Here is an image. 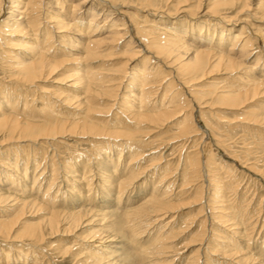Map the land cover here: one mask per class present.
Segmentation results:
<instances>
[{
	"label": "bare ground",
	"instance_id": "1",
	"mask_svg": "<svg viewBox=\"0 0 264 264\" xmlns=\"http://www.w3.org/2000/svg\"><path fill=\"white\" fill-rule=\"evenodd\" d=\"M240 1L232 0L229 5L233 7L234 5H236L237 2H240ZM60 2H64V0H61ZM138 2L135 3V5L138 4ZM196 2L197 1H195V3ZM228 2H226L227 3L226 5H228ZM247 2L246 1L240 2L241 4L240 8L242 9L239 8L240 10L236 13L235 17H237V15L240 12H242L243 9H246V7L248 6ZM260 2L261 0L259 1V3ZM52 3H54L53 0H48L46 2L44 0H0V34H5L6 32L13 31L14 29H11V28H18L20 26V28L32 29V35L33 34L35 35V37L30 40L29 44L24 46V50H26L24 51V53L28 55L27 56L22 55L21 58L15 59L16 64L12 66V69L14 70L13 74L9 75L11 79L10 81H12L16 85V87H18L19 90H22L25 93H30L31 86H36L37 83L43 82L49 79L55 73V70L58 67L56 63H52L48 61L46 57L44 56L45 52L49 51L47 47L50 46V40L52 39V32H55V29H58L57 27L60 25H61L60 28H65L67 26H70L73 21L74 22L77 21V17L74 12L70 13L67 16L62 15L63 7H59L55 9L54 4L52 5ZM259 3L256 6L257 9L260 6ZM200 4L201 3L197 5L194 4L196 7L190 10L187 9V7L185 9L180 8V7L176 9V14L178 15H181V16L185 15L188 18L199 16L201 20H204V22L201 23L203 26H200L199 28L200 29V32L198 33L200 35V36L198 35L199 38L192 39V41L196 42L194 46H191V44L187 42L188 35L185 34L184 32L185 29L183 28L184 31L183 30L181 31L180 29L176 30L174 29V24L169 23L170 26H168L163 23L154 31L153 30L154 28L152 29V26L155 24L154 22L155 20H152L153 22L150 20L148 21V18H149L148 16L150 15V17L157 19V18L163 17L162 14H165L164 16H168V17L170 16V14L169 12H165L164 10L160 11L158 8H154L153 5L149 6L147 4V6L145 7V8L149 7L147 8L149 10L151 8L154 9L150 11V13L144 11V8H143V11L142 9L136 10V11L139 10L140 12L142 11L144 12V14L145 13L147 14L146 17L142 19L144 20L142 22L145 24V26H146V23H149L151 27L149 26L148 29H143L144 24L140 22V24H143L142 28L141 27L136 28V26H134L136 30L135 35L130 34V32H132V26H133L131 19L133 18L119 11L117 7H115L114 0H80L73 7L74 9L76 8L75 11H77L79 8L78 11H80V13H82V11H84L86 8L91 7L90 11L86 13L89 19L85 26L87 27L86 32L89 34V36L86 37L84 32H80V35L78 36L81 39L87 38L86 40L87 44L84 48L85 49L84 58L86 60H92V59L97 58L96 56L98 54L97 48L100 45H103L106 39H111V40L129 39L128 41L129 43L126 47V50L131 52L130 55L136 56L137 53L139 54L147 53L148 55H150V57L153 58L155 63L152 67L150 66L147 67V65L149 64L148 62L150 61V58H149V59H146V61L140 65V67L135 71V73H133L134 75L133 74L131 75V78H130L131 81H128L127 84L123 87L124 89V91H122L123 98L118 104L114 103L113 100L116 99L118 92L120 88L122 87V81L124 78L118 79L117 85H111V87L108 84L110 82H113L112 80L106 81V83H104L102 82V80L98 81L94 79L93 77H96L97 75L96 72H95L96 74L91 73L90 76L88 75L85 76V79L84 77L78 78V80H81L78 87H80L81 90H83L82 93L84 97L90 96V105H88V107L86 106L88 110L107 115V114H110V112H112L111 110H113V108L116 109V115L114 114L112 116H118V117H115L116 119H112V120L110 119L106 121L105 123L91 122L90 120H87V119H82V120H77V121L75 120L68 121L64 118H60L58 114L53 115L52 114L53 112L49 111L50 108H48L47 105H43V104H39L40 108L36 110H35V107L32 108V106H31V109H29L32 111V114L30 115L34 116V118L32 119L22 118V116L26 113L25 112L26 104H28V102L25 100L26 98L25 97L23 100L24 101L23 106L21 107L22 115H18L17 114L18 113L17 99L19 98V96L16 93H14V96H13L15 101L10 103L9 108L0 107L1 109L0 110V145L2 146L3 144H6L7 142L9 143L22 142L25 145L24 151L28 154L31 152L30 156L28 155V158L27 157L26 158L28 160L33 161L32 165H30V168L33 167V173H32V177L30 181L28 179V174H29L28 169L30 168L28 167L27 164L22 165L23 174H21L20 172L21 170L20 163L18 162L17 159H15L13 163L8 164L5 162L3 164V166L7 169L10 175H8V177H4L3 179H0V208H5L2 210L7 212V214H9L10 212L14 211L17 208L19 209V211L13 219H3L2 217L0 218V239L8 238V235L13 230V226H15L17 223L15 222L16 219L19 216L21 218L26 211L36 210L37 212L39 211L46 212V213H49V217L41 220L35 226L24 228L22 233H20L18 239L25 240V241H22V244L25 247V249L24 250L22 249L18 252H21L24 254L29 253V250L32 248L33 250L39 251L38 246L39 244H42L44 239L51 238L59 234L64 235V234L74 233L84 228L85 226L92 224V222L87 221L88 216H91V215L95 216L99 214L102 216L101 222H105L106 220H110L111 218H113L115 215H118L116 218L118 219L117 223L119 224L117 225L116 223H114V226H118L122 230L124 235L129 239L131 245L134 247L132 248L135 249L134 251H130L128 257L124 256L123 258H120L121 256H118L117 252L115 251L117 248L116 245L115 246L109 245L108 247L101 248V249L99 248L101 244L113 241V236H110L105 233V235H102L100 237H97L96 235L95 236L91 235L88 238V240H86L89 243L87 246L89 251L83 252L82 254L76 253L72 255L71 260L79 257V259H82V260L78 261L79 262V263L77 262L78 264H173L175 260L181 259L179 257H175V255H178V254H174L172 255L173 258H170L169 260L155 261L154 259L155 255H162L163 251L161 250L167 249L166 247L159 246L160 244H163L162 242H165V240L157 242V240L159 239L158 238L155 241V243L157 242L156 245L155 243L149 244L150 248L140 247V245H138L136 241L138 237H140V235L145 233L146 230H144V228L149 229V227L155 226V224H160L164 222L166 219L167 221L164 223L163 227L170 226L173 224V222L176 221V219L178 218L177 212H180V210L183 209V207L186 206V204H175L172 202L171 198L175 197L177 193L179 194V192L181 194V192L184 191L186 187L188 188L190 186V185L186 186V184L191 183L188 181L185 182V180L187 179L186 177H185L186 179L182 182L183 185L181 189H179L176 193H174L172 192L173 191L172 189H173L175 180H171V177L173 176L172 174L175 170L171 172L165 170L164 172H167V173H164V172L160 173L159 177L161 178L158 177L160 181L157 184L154 183L151 186V189H152L151 194H150L151 196L150 197L148 196L149 198L147 200L144 198L145 200L142 201L141 204L135 207H133V205L127 204V206H125L126 209L120 210L119 212L120 214H118L112 206L115 203V201L113 204H110L113 202V199H112L113 197H112L111 192L115 190L116 187H118L117 190H119L120 192L124 190L123 191L124 193L125 191H127L126 189L127 186H130L135 181H137L136 182L137 184H139L140 182L142 183V180L145 181L147 179V176L145 175L146 174L148 175V171L152 167L143 168L142 171L137 169V171H141V172L140 173L136 172L135 175H134V171L131 170L133 174L131 173V174H128L127 176V174L125 173L124 176H121L120 179H117L116 175L118 174L119 171H121V169H119L118 171L119 162L113 163L111 159H108L106 160L105 163L102 162L105 165H98L96 167L97 169L91 166L90 168L92 169L91 172L96 171L97 173L95 174L96 175L95 176L94 173L93 175L88 173L87 171L88 168L87 166L85 167V165L84 166L82 165L83 171L79 169V166H77L76 168L75 164H76L77 159H74V158L72 159V157L76 156L78 149L75 150V148H77V146L80 145L79 143H81V141H86V140L87 142L88 140L90 142H95L93 147H95L97 150L99 149L98 155H96L97 159L95 160H100V162L106 159L107 157L110 158L111 155L106 156V158L104 157V155L99 156V154H102L104 150H101L99 148L100 146L98 145L97 141L106 140L107 143L112 141L113 142L112 144H114V146H117V147L124 146V148L126 147L128 150L127 152L129 153L130 150L133 151L132 149H136L141 146H138L140 144H139L138 139H136V136H138L136 135L137 132H135V130L133 132V130L127 131L124 129V128L128 129L126 125L127 122L130 123L131 125H135L138 127L144 126L147 128L156 129L157 127H161V126L163 127L165 125V124L163 125L164 122L167 123L175 118H179L181 116L180 114L182 113L181 111L184 108L186 110H189V109L191 110L189 111L190 113L189 116L191 117V120L188 119L185 121L186 117H184L182 121L183 122L185 121V124L181 126L178 135L173 137L172 139L169 138V140L166 141V143L168 142L167 145H170L177 141H183V143H180V148L182 150H184L185 147H187V145L188 146L192 145V147H194L193 144L197 140L196 137L199 136V137L204 138L206 132L204 130L203 131L199 130V126H197L198 119L193 118V112H195L194 111L195 109L197 110L198 108L203 109L207 105H212L211 102L207 103V101L203 103V100L205 97L209 96L210 94L211 96H213L212 92H202L200 94H196L198 90H201L200 87H198L197 83L200 80H203V78L207 76L211 77V75L215 73L217 74L219 72H222V74L229 75L231 77V76H235L236 74H240L242 71H245L243 72V77L239 78L238 83L236 85L234 84V86L232 85L230 87H227V89L220 88L219 91L217 92L213 91L214 96H215V98L213 96V99H216L217 103L219 104H222L228 107H237L238 105L243 104L250 95L252 96V98L255 97L256 95L257 96L260 94L264 95V43L261 44V49L259 50L256 49L258 46L256 48H253L254 43L259 37V33L256 31L253 32V30L251 31L250 29L252 28L249 29L248 28L249 26H247L245 23L240 25L242 27L239 29L238 31L239 33L231 32L230 30H227L225 27L227 24L222 25L223 23L221 22L229 23L233 21H232V18L224 16L223 14L224 12L220 13V11H218V9L222 5H225V3H223L222 1L221 3L217 1L216 3L214 2V4H212L210 8H207V10H203V7L201 8ZM118 6L121 7L122 5H118ZM132 6H134L133 3H132ZM260 7L262 8V6ZM114 15H119L120 17L117 18ZM213 19H218V21H221V22L213 23L211 22L213 21ZM41 20L42 21L44 20V22L51 24V27H48L49 25L45 26V29L43 31L44 33L38 32L41 23H43L41 22ZM237 21L238 22L241 21V23L244 22L242 19H239V20L237 19ZM25 22L27 23L24 24L23 26V23ZM191 23H194V22H191ZM191 23L189 22V25H195V23L194 24H191ZM210 23L211 24L213 23L212 25L214 26L212 27L218 26L219 29L216 32V34H215L216 28H214V30L212 31L214 34L210 32V28H209L211 26L209 25ZM79 24L83 26L82 23H79ZM134 24L137 25L139 23H134ZM204 24L205 26L207 24L208 27H204ZM230 33H234V34L230 35ZM100 34H105L106 39L105 38L98 39L97 37ZM202 34L204 35L205 38H208V36L212 34L211 41L207 42L208 40L205 41L204 37L201 38ZM260 35L262 34L260 33ZM258 39L260 41L261 38H258ZM212 40H215V42H213ZM0 41H1V38H0ZM210 45H213V47H210ZM251 58H256V62L253 66L248 67L246 66L247 65L246 61H248ZM162 67L166 71H168L167 76H171L172 81L168 82L167 88L164 89L163 97H161L160 101H150V99L159 90V88L161 89L162 87H165V86L160 85L163 79L165 78V75H163L162 78L159 76L160 74L159 70ZM174 86H176L177 90L174 89L173 91L170 92V90L174 88ZM179 93L180 94L182 93V96H180ZM70 99L72 98H69L68 100H65V101L69 102ZM201 100H202L203 105L199 103V101L201 102ZM8 101L9 99H4L0 103L1 105L6 106ZM104 103H105L104 109H99L100 105ZM86 104L88 103H85L83 101V102H79L77 106H83ZM250 112L252 113V111ZM250 112L249 114H251ZM254 114L256 113H254L253 111L252 117ZM259 115L260 114H258V116ZM247 116L245 118H248ZM190 121H192V125L188 124V123H191ZM249 124L254 125L255 127L258 126L259 128L264 129V121H261V120L249 119ZM164 140H167V139H164ZM160 141L162 140L160 139ZM112 144L110 143L111 147L113 146ZM158 146L157 148H161ZM200 146H202V144ZM37 147L39 149L44 150L45 154L43 157L44 158L43 162H39V161L37 162L36 160L35 152H36ZM72 147H75V148L72 149ZM167 147H164V148H167ZM59 148H60V151L62 150L61 148H63L66 151H69L70 153L73 150L72 155H70L71 163L68 162L67 164H65L62 162L63 164H61L59 161V158H57L58 160H55V158L58 157L57 155H59L57 154V150L59 151ZM120 148L122 149L123 147H120ZM169 148H167V150ZM124 150L122 151L117 150V153L119 154H116V155L118 156L122 155V152ZM48 151H50V155L48 156L49 158L47 160L48 154L46 155V153ZM113 152H114V149H113ZM172 153H174L173 150H172ZM247 154H250V153H247ZM137 155H139V153H137L136 150L134 153L132 152V154L129 153L128 154V157L130 158L129 162L132 159H135ZM162 157H165V156L162 155ZM184 158H183V161H184L183 165H185L186 167L188 166L187 164L189 160H191L192 158L190 159V157H187V156H184ZM72 160H75V161H72ZM46 161L49 163L48 166H46ZM134 161L137 162L138 160L135 159ZM72 162H74V164ZM189 165L190 167H194L193 170H195L198 168L197 166H201V161L199 158H195L193 161L191 160V162H189ZM245 165H246V162H245ZM39 167H41L40 168L41 170H39L37 174L36 171L39 169ZM59 167L64 168L65 173L64 174L62 173L63 174L62 176H61V172H59L60 176L58 175V171L60 170ZM157 167L158 165L154 167L155 171L153 175L155 174V172L158 171V169H156ZM185 167H183L182 169H184ZM47 171H49L48 180H44L43 182L44 172H47ZM248 171L250 172V170ZM79 172H82L81 177H83V180L88 181L87 187H90L92 185L91 184L92 181L89 182V179H90L89 177L90 176L92 178L94 177V181L97 183V186H98L97 190L102 191V193H100L101 196L98 199L103 204H105V202H108V205L105 206L104 209H101L103 208L101 207L102 205H98L101 207L100 210L98 209V207L97 209L96 208L95 209L82 208L83 205L86 206V204L90 202V200H85L86 199L85 197L83 199V197H81L80 195H77V194L75 195L76 193V191H74L75 188H72L73 186H75V183H77V180L80 179L79 178L80 175L77 174L76 177H74L73 174L74 173L76 174ZM191 173L192 171L190 172V174ZM193 173L195 172L193 171ZM185 174H182L181 172V176L182 175L187 176V174L186 175ZM148 176H152V174ZM131 177H133V179L127 180V178H131ZM65 178H69L71 180V184L73 186L69 189L73 191L71 190H67L68 192L63 191L62 196H60L58 194L60 193L59 191L61 190L60 187L62 183L65 185L67 184L66 183L67 180L65 181ZM117 182H119L118 185H117ZM56 185L58 186L60 190H57V193H56L57 195L55 194L52 197L50 195L51 190H54ZM43 186H46L45 190H41ZM35 189L37 190L34 191ZM197 189L195 190V192L197 191L195 195L198 196L200 198L199 200L201 201L204 198H202L203 196L200 195L202 194L200 193L201 190L198 189L200 190L198 191ZM39 192H43V193L39 194ZM191 192H192V189H191ZM213 192H216V194L211 193L212 195L211 198L207 197L209 201L205 203L203 202L204 203L203 208L201 207L202 211L199 212V213H204L203 215L202 214L200 215V216H203L204 218L203 219L204 220L203 222L204 230L202 231L200 239H197V238L194 240L192 239L191 245L187 246V247H190V246L192 247L193 245L198 244V247L196 248V252L191 257H189L184 264H202L201 260L205 258V255H207V253H209L210 251L212 252L214 249L213 247H215L213 245L214 238L211 239L213 236L212 237L210 236L211 237L210 238L208 234L214 233L215 235L218 234V236L222 235L216 232L218 228L215 231L216 229L215 225L217 223H220V226L221 225L224 226V223L225 224L227 223L226 222L227 220L226 221L224 219H223L224 221L222 220L223 217L221 218V216L223 215L219 216L218 214L219 212H221V208H218L216 204L211 203V201L220 202L218 200L220 199L218 197L219 196L218 193H220L221 191L218 190L216 186V189L214 188ZM185 194H187V192ZM193 194H194V191H193ZM41 195L43 198H41ZM67 198L72 201V204H71L72 206L70 208H67V206H65L66 204L62 203V200H66ZM200 201H197V202L200 203ZM122 202L127 203V201H122ZM117 204L118 206H120L119 203ZM214 205H216V207ZM95 207H96V204H95ZM246 208L244 209V211L246 210ZM261 211L262 210L260 209V212ZM228 212L231 213L232 211L231 212L228 211ZM194 218L196 219V217ZM194 220L192 219V221ZM215 220L217 222H215ZM250 221H253V218ZM260 221L259 219L255 220L254 225H253L254 228L257 226V223ZM231 223L232 222L230 221V223L228 224H231ZM262 224L263 223H261V227H262ZM233 227L235 226L229 227V229ZM233 232H236V231H233ZM235 234L234 236H236ZM258 234H259V231H258ZM241 235H242V231H241ZM224 239H225V236H224ZM215 240L217 241V238H215ZM239 240H241V238ZM221 241L223 240H220V242ZM92 243H99V245L94 246ZM77 248H82V245H79ZM244 248H246V246ZM216 249L218 248L215 247V250ZM159 251H161V253ZM33 254L36 255V257H38L37 253L36 254L33 253ZM68 254H69L68 250H63L61 256H66ZM210 254L212 255V253ZM229 255L232 256V253ZM229 255H226V256H229ZM250 256L252 257L253 255L250 254ZM253 257L255 258V256ZM253 260L250 262L256 261V258L254 261ZM6 264H9V263L6 261Z\"/></svg>",
	"mask_w": 264,
	"mask_h": 264
},
{
	"label": "rangeland",
	"instance_id": "2",
	"mask_svg": "<svg viewBox=\"0 0 264 264\" xmlns=\"http://www.w3.org/2000/svg\"><path fill=\"white\" fill-rule=\"evenodd\" d=\"M44 1L46 2L48 0H44ZM60 1L61 0H57V1L53 0L54 3H52V5L54 4V8L56 9L59 7H63L62 15H66V16L69 15L70 13L74 12L76 17H77V21L76 22L73 21L70 26H67L65 28H60V26H61L60 25L57 27L58 29H55V32H52V39L50 40V46L47 47L49 51L45 52L44 56L46 57V59L48 61H50L52 63H56V65L58 67L56 68L55 73L49 79H47L46 81L37 83L36 86H31L30 93H25L22 90H19L18 87H16V85L12 81H10L11 79H10L9 75L13 74L14 70L12 69V66L16 64L15 59L21 58L22 55H26V56L28 55V54L24 53V51H26V50H24V46L29 44L30 40L35 37L34 34L32 35V29L20 28V26H19L18 28H11V29H14L13 31L6 32L5 34H0L1 35L0 36V38H1V41H0V102L3 101L4 99H9L6 106L1 105V103H0V107L9 108L10 103L15 101L13 96H14V93H16L19 96V98L17 99V104H18V106H17L18 113L17 114L18 115H22L21 107L23 106V102H24L23 100L25 97H26L25 100L28 102V104H26V111H25L26 113L22 116V118H26V119L34 118V116L30 115V114H32V111L29 109H31V106H32V108L35 107V110H36V109L40 108L39 104H43V105H47V107L50 108L49 111L53 112L52 113L53 115L58 114V116L60 118H64L68 121H73V120L77 121V120L87 119V120H90L91 122L105 123L106 121H108L110 119L111 120L116 119L115 117H118V116H112L114 114L116 115V109L115 108H113V110H111L112 112H110V114H107V115L102 114V113L100 114L98 112H94V111L88 110L86 108V106L88 107V105H90V96L84 97V95L82 93L83 90H81V88L78 87V85L81 81V80H78V78L84 77V79H85V76H87V75L90 76L91 73H94V74L97 73L96 77H93V78L98 80V81L102 80V82H104V83H106V81L112 80L113 82H110L108 84L110 87H111V85H117L118 79L124 78L122 81V87L120 88L116 99L113 100L114 103L118 104L121 101V99L123 98V93H122V91H124L123 87L127 84L128 81H131V79H130L131 75L133 73H135V71L140 67V65L142 63H144L146 61V59L150 58V61L148 62L149 64L147 65V67L148 66L152 67L155 62H154L153 58L150 57V55H148L147 53H140V54L137 53L136 56L130 55L131 52L126 50V47L129 43L128 42L129 39H117V40L106 39L105 34H100L97 37L98 39H103V38L106 39V41L103 43V45H100L97 48V52H98V54L96 55L97 58L92 59V60H86L84 58L85 57V55H84L85 49L84 48L87 44V41H86L87 38L81 39L78 36L80 35V32H84L86 37L89 36V34L86 32L87 27H85V26H86V23L89 19L88 15L86 13L90 11L91 7L86 8L84 11H82V13H80V11H78L79 8L77 11H75L76 8L75 9L73 8L80 0H64V2H60ZM114 1H115V7H117V9L119 11H121L122 13H124V14H126V15H128L134 19V20L131 19V22L133 23L132 32H130L131 35H135L136 30H135L134 26H136V28H140V27L142 28V25L144 24L142 22L144 20H142V19H144L147 14L146 13L144 14V12H142L143 8H144V11L149 12V13H150V11L154 10L153 8H151L150 10L147 9L149 7L145 8L148 4L149 6L153 5L154 8H158L160 11L164 10L165 12H169V14H170L169 17L164 16L165 14H162L163 17L157 18V19L150 17V15L148 16L149 17L148 21L149 20L150 21L155 20L154 21L155 24L152 26V29L154 28L153 29L154 31L163 23L165 25H168V26H170V24H174V29H176V30L180 29L181 31L182 30L184 31V29H185L184 32H185V34L188 35L187 36V42L189 44H191V46H194L196 44V42L192 41V39H194V38L198 39L199 38V36H200L198 34L200 32L199 28H200V26H203L201 23L204 22V20H201V18L199 16H197V17L194 16L193 18H188L185 15H182V16L178 15V14H176V9L179 7L185 9L187 7V9L190 10V9H193L194 7H196L194 4L197 5V4L201 3L200 7L201 8L203 7V10H207V8H210L211 5L214 4V2L216 3V1L220 2V3L222 1L223 3H225V5L227 4L226 2L229 1L228 5H226V6L222 5L223 7L221 6L218 9V11H220V13L224 12L223 13L224 16L232 18L233 22L225 23V22L218 21V19H213V21H211V22H213V23L221 22V23H223L222 25L227 24L225 26L226 29L230 30L231 32H235V33H239L238 31L242 27L240 25L245 23L247 26H249L248 27L249 29L252 28V29H250L251 31L253 30V32H255V31L258 32L259 33L258 38H261L263 40L262 41L260 39V41H259V39L257 38L258 41L256 40V42H255L256 44L254 43L253 48H256L258 46L260 48L257 47L256 49L259 50V49H261V44L264 43V38H263V36H264L263 35L264 34V12H263L264 1L263 0H261L260 3H259L260 0H241V1H246V2L248 1L247 2L248 8L246 7V9H243V11L238 14L240 17L238 15H237V17H235L236 13L240 9H242V8H240L241 7V4H240L241 1L240 0H239L240 2L236 3L237 6L234 5L233 7H231L229 5L232 0H201V1L200 0H148V1L139 0V2H138V0H135V1L134 0H114ZM195 1H197V2L195 3ZM137 2H138V4L135 5V3H137ZM132 3L135 7L132 6ZM258 3L260 6H262V8L259 6V8L257 9L256 6L258 5ZM159 4H160V6H159ZM118 5H122V6L120 7ZM138 5H140V6L142 5V6L140 7ZM162 6H163V8H162ZM207 6H209V7H207ZM137 9H142V11L141 12L139 10L136 11ZM114 16L117 18L120 17L119 15H114ZM234 19H235V21H234ZM237 19L238 20L242 19L244 22L243 23H241V21L238 22ZM41 22H43V23H41L38 32L44 33L43 31L45 29V26L49 25L48 27H51V24L44 22V20L43 21L41 20ZM140 22H142L143 24H140ZM189 22L190 23L194 22L195 25H189ZM26 23L27 22L23 23V26ZM79 23H82L83 26H81ZM134 23H139V24L136 25ZM194 23H191V24H194ZM212 24L211 23L209 24V25H211L209 27L210 32L213 33L212 31L214 30V28H216L215 29V34H216V32L218 31L219 28H218V26L212 27V26H214ZM149 26L151 27V25L149 23H146V26L144 24L143 29H148ZM21 27H22V25H21ZM204 27H208L207 24H206V26L204 24ZM253 28H255V29H253ZM11 29H9V30H11ZM260 33L263 36L260 35ZM232 34H234V33H230V35H232ZM203 37H204V35L202 34L201 38H203ZM211 39H212V34L209 35L208 38L204 37L205 41L208 40L207 42H210ZM212 41L215 42V40H212ZM254 41H255V39H254ZM213 45H214V43H213ZM213 45H210V47H213ZM255 62H256V58H251L248 61H246V63H247L246 66L251 67L255 64ZM159 71H160L159 76L161 78L163 75H165V78L163 79L162 83L160 84V85L165 86V87H162L161 89L159 88V90L153 95V97L150 99V101H160L161 97H163L164 89L167 88L168 82L172 81V77L167 76L168 71H166L163 67L160 68ZM243 72H245V71H242L241 72L242 74L241 73L236 74L235 76H231V77L229 75L222 74V72H219L217 74L215 73V74L211 75V77L207 76V77L203 78V80H200L197 83L198 87H200L201 90H198L196 92V94H200L202 92H212V95L214 96L213 91L217 92V91H219L220 88H226L227 89V87H230L232 85L234 86V84L236 85L238 83L239 78L243 77ZM77 80H78V82H77ZM214 83H216V84H214ZM35 88H37V89H35ZM174 89L177 90L176 86H174V88H172L170 90V92L173 91ZM213 89H215V90H213ZM180 96H182V93L180 94ZM213 96H211V94H210L209 96L205 97L203 100V103L207 101V103L211 102L212 105L206 104L207 106L205 108H203V109L198 108V110L195 109L194 110L195 112H193V118L198 119L197 126H199V130L200 131L204 130L206 132L204 138L199 137V136L196 137L197 140L193 144L194 147H192V145L191 146L187 145V147H185V149L182 150L180 148V143H183V141H177V142H174L173 144H170V145H167L168 142L166 143V141H168L169 138L172 139L173 137L178 135L181 126L183 124H185L186 120H188V119L191 120V117L189 116V114H190L189 111H191V110L190 109L186 110L184 108L181 111L182 113L180 114L181 116L179 118H175V119H173L167 123L164 122L163 125L164 124L165 125L163 127L162 126L157 127L156 129L147 128L144 126L138 127L135 125H131L130 123L127 122L126 125H127L128 129L127 128H124V129L127 131L133 130V132L135 130V132H137L136 135H138V136H136V139H138L139 144H140L138 146H141L139 148L132 149L133 151L130 150V152H129L132 154V152L134 153L136 150V152L139 153V155H137L135 158L136 160H138L137 162L134 161L135 159H132L129 162L130 158L128 157L129 153L127 152L128 150L126 147L124 148V146H119V147L114 146V144H112L113 143L112 141L107 143L106 140L97 141L98 145L100 146L99 148L101 150H104L102 154H99V156L104 155V157L106 158V156L111 155L110 158L107 157L106 159L102 160L101 162H100V160H95V159H97L96 155H98L99 149L97 150L95 147H93L95 142H90L89 140L87 142V140H86V141H81V143H79L80 145L77 146V148L72 147V149L73 148H75V150L78 149L76 156L72 157V159L73 158L77 159L76 164H75L76 168H77V166H79V169L81 171H83L82 167L85 165V167L87 166V168H88L87 169L88 173L91 175H93V173H94V175L97 174L96 171L91 172V170H92V169H90L91 166L93 168L94 167L96 168L98 165H105L103 163H105L106 160H108V159H111V161L113 163L119 162L118 163L119 164L118 171H119V169H121V171H119L118 174L116 175L117 179H120V177L124 176L125 173L128 176V174L132 173L131 170L134 171V175H135L136 172L140 173L143 168H151L152 167L148 171V175L152 174V176H148L146 174L145 176H147V179L145 181L142 180V183L140 182L139 184H137L136 183L137 181L134 180L135 182L132 183L130 186H127V188H126L127 191H125L124 193H123L124 190L121 192L119 190H117L118 187H116L115 190H113L114 192L113 191L111 192L112 197H113L112 198L113 202L110 204H113L115 201V203L112 206L118 214H120L119 213L120 210L126 209L125 206H127V204L133 205V207H135V206L141 204L142 201H144L145 199L147 200L151 196L150 195L151 191H152L151 186L154 183L157 184L160 181L159 178H161V177H159V175H160V173H163L165 170H167L169 172L175 170L172 174L173 176L171 177V180H175L173 189L171 188L173 190L172 192H174V193H176L179 189H181V187L183 185L182 182L186 178L187 179L185 180V182L186 181L191 182L189 184H186V186L190 185L188 188L186 187V189H185L186 191L185 190L182 191L181 194H180V192H179V194L177 193V195L175 197L171 196V197H173V198H171L173 203H175V204H186V206H184L183 209L180 210V212H177L178 218L176 219V221L173 222V224L170 226L163 227L164 223L167 221V219H166L164 222H162L160 224H155V226L149 227V229L144 228V230H146L145 233L140 235V237H138V239L136 241L137 244L140 245V247H143V248L149 247L150 248L149 244L155 243V241L158 238L159 239L157 240V242L165 240V242H162L163 244L159 245V246H163V247L167 248L166 250H161V251H163L162 255H164V256L155 255V258H154L155 261H157V260H169L170 258H173L172 255L178 254V255H175V257H179L181 259L175 260V262L173 264H184L187 261V259L189 257H191L196 252V248L198 247V244L193 245L192 247L191 246L187 247V246L191 245L192 239L193 240L196 238L200 239L202 231L204 230V223H203L204 218H203V216H200V215L201 214L203 215L204 213H199V212L202 211L203 204L205 202L209 201L207 199V197L211 198V196H212L211 193L216 194V192H213V191H214V188L216 189V186H217V189L222 192V193L221 192L218 193V195H219L218 197L220 198L218 200L220 202L211 201V203H214L217 205L218 208H221V212H219L218 214H219V216L223 215V216H221V218L223 217L222 220L223 219L225 221L227 220L226 224L230 223V221L232 223L228 224V225H226L224 223V226L223 225L220 226V223H217L215 225V227H216L215 231L218 228V230L216 232H218L222 235L218 236V234L215 235L214 233L208 234L209 237L213 236L212 238L211 237L210 238L211 239L214 238V240H213L214 244L213 245L218 249L215 250V247H213L214 248V249L212 248L213 251L212 252L210 251L209 253H207V255H205V258L203 260H201L202 264H250V263L251 264H262V263H264V222H262V221H264V173H263L264 172V170H263L264 169V129L259 128L258 126H257L258 129H257V127H255L254 125H250L249 119H257V120L264 121V118H263L264 117V95H262V94H260L258 96L256 95L253 98L250 95L249 97L251 99L248 97L249 100L247 98V100L243 104L238 105L239 107L238 106L237 107H228V106L219 104V103H217L216 99H213ZM259 97H261V98H259ZM69 98H72L69 100V102L65 101V100H68ZM214 98H215V96H214ZM215 100H216V102H215ZM70 101H71V103H70ZM83 101L85 103H88V104L83 105V106H77L79 102H83ZM199 103H201V105H203L202 100H201V102L199 101ZM215 104H217V105H215ZM104 105H105V103L100 105L99 109H104ZM250 111H252V113ZM253 111L256 114H254L252 117ZM249 112L251 114H249ZM258 114H260V115L258 116ZM246 116L248 118H245ZM184 117H186V119L183 122L182 120ZM249 117H251V118H249ZM190 122L191 123H188V124L192 125V121H190ZM177 130H178V132H177ZM142 139H143V141H142ZM160 139L162 141H160ZM164 139H167V140H164ZM202 140H203V142H202ZM161 142H163V143H161ZM110 143L113 145L112 147H111ZM165 143H166V145H165ZM154 144H156V145H154ZM201 144H202V146H200ZM108 145H110V146H108ZM158 145H160V146H158ZM221 145H223V146H221ZM157 146L161 147V148H157ZM120 147H123V148L121 149ZM164 147H167V148L170 147V148L167 150V148H164ZM24 148H25V145L22 142H20V143L19 142L18 143L7 142L6 144H3L2 146L0 145V179H3L4 177H8V175H10V173L7 171V169L3 166V164L5 162L10 164V163H13L15 159H17L18 162L20 163L21 174H23V171H22L23 170L22 169L23 164L24 165L27 164L28 167L30 168V165H32L33 161L28 160L27 158H28V155L30 156L31 152L29 154L26 153L24 151ZM224 148H226V149H224ZM61 149H62L61 151H60V148H59V151L57 150V154H59V155H57L58 157H56L55 160H58L57 158H59V161L61 164H63V163L67 164L68 162L71 163V156L70 155H72L73 150L70 153L69 151H66L63 148H61ZM113 149H114V152H113ZM165 149H166V151H165ZM174 149H176V150H174ZM117 150L118 151L124 150V151L122 152V155L118 156V155H116V154H119V153H117ZM172 150L174 153H172ZM231 150H232V152H231ZM179 151L181 152V154ZM245 152L250 153V154H247ZM44 154L45 153H44L43 149H39L38 147L36 148L35 155H36L37 162L38 161L43 162ZM46 155H47V160H48V158H49L48 156L50 155V151H48L46 153ZM77 155H79V156H77ZM162 155L165 157H162ZM184 156L190 157V159L192 158L191 159L192 161L195 158H199L201 161V166H197L198 170L195 169L196 170L195 171V170H193L194 167H190L189 162H191V160H189V158H188L189 162L187 164L188 166L185 167V165H183ZM117 157H119V158H117ZM137 158H139V159H137ZM162 159H163V161H162ZM72 161H75V160H72ZM244 161L246 162V165H245ZM134 162H136L137 164ZM72 163L74 164V162H72ZM154 163L156 165H158V167L156 168V169H158V171L155 172V174L153 175V173L155 171L154 167H156V165ZM159 163L161 166L159 165ZM48 165H49V163L46 161V166H48ZM153 165H155V166H153ZM183 167H185V168L182 169ZM31 168L28 169L29 170V174H28L29 181H30V179L32 177V173H33V167H31ZM40 168L41 167H39V169L36 171L37 174H38V171L41 170ZM174 168H176V169H174ZM89 169H90V171H89ZM137 169L141 170V171H137ZM256 169H257V171H256ZM183 170L185 173L187 172L186 174L189 177L184 176V175L181 176V172H182V174H185L183 172ZM248 170H250L251 173ZM191 171H192V173L190 174ZM193 171L195 173H193ZM252 171H254V172H252ZM59 172H61V176H62L65 173L64 168H60V170L58 171V175H59ZM79 173L73 174L74 177H76L77 174L80 175L79 176L80 179L77 180V183H75V186H73L71 184V180L69 178H65V181L67 180L66 181L67 184L65 185L62 183L61 187L59 186L61 190L56 185L55 189L51 190L50 195L53 197L57 193V190H60L59 191L60 193L58 195L62 196L63 191L71 190L69 188H71L73 186L72 188H75L74 191H76L75 195L77 194V195H80L81 197H83V199L85 197L86 198L85 200H90V202H88L89 204L87 203L86 206L83 205L82 208H84V209H87V208L95 209L96 208L97 209V207H98V209L100 210V208L103 207L101 209H104V207L108 205V202H105V204H103L98 199L101 196L100 193H102V191L97 190L98 186H97V183L94 181V177L93 178L91 176L89 177L90 178L89 182L92 181L91 182L92 185L90 187H87L88 181L83 180V177H81L82 172H79ZM164 173H167V172H164ZM48 174H49V171L44 172L43 182H44V180H48V177H49ZM130 179H133V177L127 178V180H130ZM189 180H191V181H189ZM118 183L119 182H117V185H118ZM196 187L198 189H200L201 190L200 193L203 194V195L200 194L201 196H203L202 198H204L201 201L199 200L200 198L195 195V193L197 192V191L195 192V190L197 189ZM45 189H46V186H43L41 188V190H45ZM191 189H192V192H191ZM36 190L37 189H35L34 191H36ZM188 190H190V191H188ZM200 190H198V191H200ZM71 191H73V190H71ZM193 191H194V194H193ZM186 192H187V194H185ZM40 193H43V192H39V194ZM48 197H50V196H48ZM41 198H43L42 195H41ZM122 201H127V203L122 202ZM197 201H200V203ZM116 202L119 203L120 206H118V204ZM62 203L66 204L65 206H67V208H70L72 206L71 205L72 201L68 198L66 200H62ZM43 204H45V203H43ZM95 204H96V207H95ZM193 204H195V205H193ZM222 204L223 205L225 204V205L223 206ZM248 204H249V206H248ZM98 205H102V206L100 207ZM216 205H214V206L216 207ZM116 207H118L119 209ZM120 207L121 208L123 207V208L121 209ZM200 208H201V210H200ZM245 208H246V210L244 211ZM2 209H5V208H0V218L2 217L3 219H13L19 211V209L17 208L14 211L7 214V212L3 211ZM117 209H118V211H117ZM222 209H223V211H222ZM260 209L262 210L261 212H260ZM228 211H230V212L232 211V212L229 213ZM218 214H216V215H218ZM226 214H228V215H226ZM249 215H250V217H249ZM99 216H101V215L98 214L95 216H92V215L88 216L87 221L92 222V224L85 226L84 228L78 230L77 232L70 233V234H64V235L59 234L57 236H53L51 238L44 239L42 244H39V246H38L39 251L33 250V248H32L29 250V253H27L29 255H27L26 253L24 254V253L18 252L22 249L23 250L25 249V247L22 244V241H25V240L18 239L20 233H22L24 228L35 226L41 220L49 217V213L40 212V211L37 212L36 210L26 211L21 218L19 216L16 219L15 222H17V223L15 226H13V230L8 235V238L7 239H2V238L0 239V263L6 264V261H7L9 264L10 263L11 264H25V262H26V264H48V263L49 264H78L79 263L78 261H80L82 259H79V257H78V258H74L73 260H71L72 255H74L76 253L82 254L83 252H88L89 250H88L87 246L89 243L86 240H88V238L91 235L92 236L96 235L97 237H100L102 235H105V233L110 235V236H113V241L101 244V246H99V248L101 249V248H106L109 245H114V246L116 245L117 248L115 251L117 252V255L121 256L120 258H123L124 256L128 257L130 251H134L135 249H133L134 247L131 245L129 239L124 235L122 230L118 226H114V223H116L117 225L119 224V223H117L118 219L116 218L118 215H115L113 218H111L110 220H106L105 222H101L102 216L101 217H99ZM229 216H231V217H229ZM91 217H93V218H91ZM194 217H196V219ZM246 217H247V219H246ZM252 218H253V221H250ZM192 219L193 220L195 219V220L192 221ZM256 219L257 220L259 219V221L260 220L261 221L258 222L257 226L254 228L253 225H254V222ZM215 222H217V221L215 220ZM236 222H237V224H236ZM247 222H249V223H247ZM261 223H263L262 227H261ZM238 225H239V227H238ZM232 226H235V227H233L235 230L233 228H231V229L233 231H236V232H233L231 229H229V227H232ZM237 228H238V230H237ZM224 229H226V230H224ZM226 231H228V232H226ZM241 231H242V235H241ZM258 231H259L260 235L258 234ZM235 233H237V234H235ZM234 234L236 236H234ZM240 235H241V237H240ZM224 236H225V239H224ZM239 237L241 238V240H239L240 239ZM215 238H217V241L215 240ZM226 238H228V239H226ZM231 239H232V241H231ZM220 240H223L224 242L223 241L220 242ZM226 240H228V241H226ZM157 242L155 243V245L157 244ZM197 242H195V243H197ZM217 242H219V243H217ZM229 242H230V244H229ZM238 243H240V244H238ZM78 244L82 245V248H77L79 246ZM92 244L94 246L99 245V243H92ZM245 246H246V248H244ZM63 250H68L69 254L66 256H61ZM214 250H215V252H214ZM42 251H43V253H42ZM161 251H159V252L161 253ZM237 251H239V252H237ZM33 253H35V254L37 253L38 257H36V255H34ZM210 253H212V255ZM224 253H226V254H224ZM231 253H232V256L229 255ZM248 253H249V255H248ZM250 254L255 256L256 261H254L255 258L253 256L251 257ZM19 255H20V257H19ZM226 255H229V256H226ZM244 257H245V259H244ZM240 258H241V260L242 259L243 260L241 261ZM252 260L254 262H250ZM259 261H260V263H259Z\"/></svg>",
	"mask_w": 264,
	"mask_h": 264
}]
</instances>
